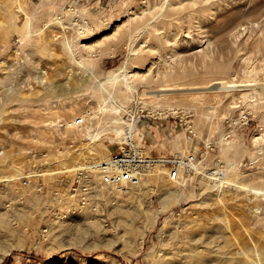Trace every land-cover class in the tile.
Masks as SVG:
<instances>
[{"label":"rangeland","instance_id":"1","mask_svg":"<svg viewBox=\"0 0 264 264\" xmlns=\"http://www.w3.org/2000/svg\"><path fill=\"white\" fill-rule=\"evenodd\" d=\"M143 5L146 0H0V264H164L166 257L176 259V264H264L261 194L231 186L208 191L199 173H194L195 183L182 187L168 181L164 166L146 174L140 185H129L127 191L120 189L126 185L105 184L92 167L81 168L88 171L87 181L92 185L89 203L83 204L77 194H71L70 187L81 169H66L77 163L88 165L105 160L119 152L122 139L108 132L112 126L109 118L101 122L95 118L93 130L107 128L101 134L108 148L98 142L94 144L95 153H91L86 148L87 138L72 133L70 127L55 124L59 120H55L56 110L67 118L81 116L89 106H96L98 111V99L106 92L95 90L96 84L110 69L126 61L132 68L131 39L139 37L135 49L141 52L147 33H152L154 43L162 48L166 46L161 40L162 30H169L172 25L180 34L186 33L183 19L191 13L190 7L170 9L166 14L173 19L164 13L144 32L143 20L132 18ZM211 6L219 9V15L207 25L221 52L215 53V65L208 62L204 67L192 48L182 46L188 69L193 72L185 82H205L218 74L248 84V89L228 92L217 103L208 92L204 100L193 99V93H189L161 96L155 102L130 101L129 112L121 110V116L125 120L134 114L149 116L141 117L138 124V140L145 137L141 143L147 154L204 151L201 141L211 137L218 147L207 151L203 168L212 169L217 159L227 165L233 162L236 167L229 171V177L249 186L264 187V138L255 140L264 136V0H210L205 8L199 7V13H209ZM26 16L31 19L32 35L23 40ZM245 26L250 41L237 52L228 35ZM84 27L86 32L79 39ZM41 28H46L42 34ZM118 28L120 31L112 34ZM62 35L73 41L78 39L76 60L91 57L97 64L89 81L96 88L84 94V89L75 91L77 94L66 90L70 97L61 101L55 97L58 94L38 80L46 75L48 83L55 82V92L60 94L59 83L68 66L73 62L77 68V62L70 60L60 42ZM80 42L95 45L89 51ZM257 47L261 48L260 54L255 52ZM249 50L254 51L252 55ZM150 56L158 58L156 52ZM136 61L137 70L146 71L149 67L147 54ZM253 64L255 76H248L245 70ZM168 67L160 62L153 74L143 80L156 89L168 81L162 74L156 75V69L164 71ZM128 93L134 96L133 92ZM233 93L237 97L245 93L237 106L231 104ZM243 110L251 112L250 122L242 127L229 125ZM190 126L196 136L188 132ZM228 133L231 136L223 140ZM173 188L183 192L181 199L158 211L159 191ZM139 217L150 224L147 231L140 226Z\"/></svg>","mask_w":264,"mask_h":264},{"label":"bare ground","instance_id":"2","mask_svg":"<svg viewBox=\"0 0 264 264\" xmlns=\"http://www.w3.org/2000/svg\"><path fill=\"white\" fill-rule=\"evenodd\" d=\"M209 1L210 0H159V1H157V0H146V5H143L139 9H136L132 15L133 19L143 20L141 23L145 24L144 25L145 26L144 32H146V30L153 25V21L155 19L159 18V16L163 15L164 13L165 14L168 13V11L170 9L172 11H174V10L185 9L187 7H190L191 13L188 12L189 15L187 16V18L183 19L185 21L183 27H184V31L186 33L184 35L180 34V32L178 30H176L175 28H173L172 25L170 26L169 30H162L161 32H162L163 36H162L161 40L166 45L164 48H162L160 44L154 43L155 39H154L152 33H147L145 35V37H146L145 44H143V46H142L143 49H141L142 50L141 52H136V49H135V44L138 41L139 37L131 39L132 46L130 48V57L129 58L134 59L133 63H132V68L128 67V62L126 61L125 63H123L119 67L110 69L107 72V74L104 76V78H102V79L100 78L98 80V83L96 84L98 86L97 88H96V85L89 84L90 79L92 78V76H94V70L96 67L95 65L97 63L94 64L95 60L94 61L91 60L92 59L91 57H90V59L82 57L80 60H76L74 55H75L77 43L75 41H78V39L73 41L71 38H69L68 35H62L61 36L62 38L60 37L61 38L60 42L62 43L63 47L69 52L70 60L77 62V64H78L77 68L79 71L77 70V68H75V65H73V62L71 65L68 66V70L66 71L65 77L62 79L61 84L59 83V85L61 86L60 89H62V93H60V94L55 92L56 91L55 82L48 83L46 75H42L41 79L39 78L38 81L41 82L42 85L44 84L46 87H48L49 90H51V92L58 94L55 97H58V100H61V101L63 99L66 100L65 98L68 99V96L70 93H69V91H66V90H74V92L77 91V93H78V91H80V92L83 91L80 89H84L85 92L82 93V94H84L87 92V90L89 91L90 88H94V89L96 88L95 90L98 89L100 92H101V90L103 92H106V95L103 93L99 97L98 109H97L98 111L95 110L96 106L95 107L89 106L87 109H85L86 111L83 112V114L80 116V117H83L85 119V122H87L86 120L88 119L89 123L87 125L85 123L83 126H79V127L75 126L73 121L78 116H76V117L70 116L71 118L70 117L69 118L64 117V115L61 114L62 112H60L59 109L56 110V113H55V115H56L55 120L59 119L57 121V123L55 122V124L59 127L61 121H63V118L67 119L66 123H67V127H70L69 130H71L72 133H75V134L80 133L85 138H87L88 144H87L86 148L89 149L91 153H95L94 144H97L98 142L103 143L101 132H103V134H105V131L107 129V128H104V129H99L97 131L93 130V124H94L93 122H94L95 118H97L98 122H101L106 117L109 118L112 121V123H111L112 126H110V128H109L110 130L108 132H110L114 137L122 139L121 141L127 140V141L131 142V140L133 141L136 138H138V135L141 132L138 129H136L135 120H133L132 118L125 120L124 116H121V110L129 112V108L131 107L130 101L136 100L138 102L140 99H142V100L144 99L146 101H147V99H149L148 101L155 102V99H157L161 96L164 97V96H172L173 94H189V93H193V95H192L193 99L204 100L205 99L204 96L208 92V93H212V96L215 97V102L217 103L220 100H222L228 92H232V91L237 90V89L244 90V91L247 90L248 84H245L242 82L238 83V82H235L233 80L227 79L225 77H220L218 74L216 77L212 76L213 78H210L209 80H207L205 82H185V80L190 76V72L192 74H193V72L188 69L187 59L184 58L185 54H183V52L181 51L182 46L192 48L194 50L192 52L195 55H199L200 61L202 62L204 67L208 65V62H210V63L213 62V64L215 65V56H216L215 53L217 51L221 52V50H219L218 44L213 40V36L211 35L209 27L207 25L208 21L210 22V20L217 19L218 15H219V9L215 6H211L209 13H203V14L199 13V7L205 8L203 6L206 5V3ZM148 15H151L153 18L152 17L149 18ZM166 15H169V14H166ZM166 15L163 17H167ZM170 16L171 15H169L168 18L173 19V17H170ZM26 17H28V19L26 21L23 19L25 22H24V24L22 23L23 24V30H22L23 34L21 33L22 34L21 37L23 40L27 37L29 38V36L32 35L31 19L29 16H26ZM54 21H55V19H54ZM184 21H182V22H184ZM55 22H61V21H60V19H57ZM169 24H172V22H170ZM19 26H20V24H19ZM256 26L259 27V29H261V31H263L259 22H256ZM47 28H49V27L47 26ZM45 29L41 28L39 30V33L42 34L45 31ZM84 29L85 30L79 32V34H80L78 37L79 39L83 38L82 36L86 32L85 27H84ZM156 29L160 30L159 27H156ZM87 30H88V28H87ZM119 31H120V28H118L112 34L115 35ZM248 31H249V29L245 26L243 28H240V29L235 30V31H231L229 33L228 37L230 39V42H231L232 46L237 48V52L241 51L242 46H243V44H245V42L250 41L248 39V37L246 36ZM158 36L159 35H157V37ZM80 37H82V38H80ZM45 44L47 45V42ZM80 45L82 47L88 48L87 50L91 49V51H92V48L94 47L95 44L93 42H91V43L80 42ZM41 50H43V49H41ZM154 52H156L158 54L157 59H151L152 57L150 55L153 54ZM253 52L254 51L249 50V55H252ZM255 52L257 54H260L261 48L257 47V49H255ZM145 54H147L148 57L150 58L149 67L146 68L147 69L146 71L137 70L138 65H136V64H138V62L136 60L144 59ZM128 60H130V59H128ZM162 61L165 63V65H167L169 67L166 68L164 71H160L159 69L158 70L156 69V75L162 74L163 77L168 78V81H167V83H165V84H163V85H161L155 89V88H152L150 86V84H148V82L143 80V79L150 77L153 74V72L155 71V67L158 64H160V62H162ZM178 62H179V64H178ZM188 62H190L192 64V63H194V60L188 58ZM263 62H264V58H263ZM209 70L212 71L211 68H209ZM193 71H195V68H193ZM255 71H256V66H254V64L245 70V72L248 73V76H255ZM80 74H81V77L77 78V76ZM204 75H208V74L204 73ZM138 78H140V79H138ZM136 80H137V82H136ZM30 89L31 88L29 87L28 90H30ZM130 91H131V93L132 92L134 93V96L136 94V98H134V96L132 94L130 95V93H128ZM77 93L75 92V94H77ZM27 95L28 94H26V96ZM72 95H73V93H72ZM121 95H123V96H121ZM242 96H245V93ZM242 96L237 97V94L233 93L231 104H233L234 106H237L238 100ZM51 97H53V96H51ZM140 97H142V98H140ZM27 99H28V97H27ZM47 101L49 102L51 100H47ZM64 102L65 101H63V103ZM49 103H52V102H49ZM55 103H60V102L57 101ZM65 107H66V105H65ZM63 110H65V109H63ZM155 110L156 109H154V111ZM66 111L68 112L69 110H66ZM66 111H65V114H68V113H66ZM71 113H73V112H71ZM99 113H100V115H99ZM114 113H116V114L114 115ZM71 115H73V114H71ZM52 122H54V121H52ZM123 123H126L127 126L125 125V127H124ZM128 123H129V125H128ZM48 127H50V126H48ZM58 127H57V129H58ZM83 127H85V128L83 129ZM191 127L192 126L187 127V128H191ZM211 127H212V125H211ZM193 130H194V128H193ZM186 132H187V129H186ZM47 133H48V130H47ZM50 134H51V132L48 134V136ZM46 136H47V134H46ZM263 138H264V136L259 135V136L255 137V140H260ZM223 140H226L225 137L223 138ZM176 143L178 144L179 141L177 140ZM84 144H86V143H84ZM82 146H84V145H82ZM105 147L108 148L107 145H105ZM78 149L79 148H77V150ZM59 150H60V148H59ZM59 150H58V152H59ZM78 153H80L81 156H84V155H82L83 153H81V152H78ZM85 153H88V152H85ZM179 153L180 152H177V154H179ZM181 153L183 154L186 152L183 151ZM76 154H77V152H76ZM88 155H90V154L88 153L87 156ZM68 157L69 156L67 155V158ZM77 157H79V156H77ZM67 158H65V159H67ZM80 158H83V157H80ZM105 160H103V161H105ZM100 162H102V161H100ZM202 165H203V162L202 163L199 162L196 165L194 173L201 174V179L202 180L204 179V181L206 182V184L204 185V187H205L204 189L211 191L212 188H214V187H217L218 189H222L224 187L231 186L233 189H236V190L250 191V192L258 194V195L261 194V196L264 198V187H262V186L258 187V186H253V185L249 186V183L248 184H246L244 182L240 183L237 181V179H232L231 177H229V175H230L229 171L236 167V165L233 162L228 163V165L226 164V169L220 168L217 173L210 172L208 168L207 169L203 168ZM85 167H93V166L77 163L75 167H71V168H68L66 170H74V169L76 170V169H81V168H85ZM38 174L43 175V173H41V172ZM194 176H196V175H194ZM202 176L205 178H203ZM93 178H96V177H93ZM235 178H237V175ZM211 183H213V185ZM181 185H182V187H184L185 184L182 183ZM130 188L131 187L128 185V186H123L120 189H125L127 191V190H130ZM152 189H155V188H152ZM162 189H164V188H162ZM159 193H160V200H159V205L157 207L158 211L166 209L172 202L179 201L183 195V192H177L174 188L171 191H168V189L167 190H161V191H159ZM256 208L259 212H261L260 211L261 209H259V206ZM138 221H139L140 226L143 227L144 231H147L149 229L150 224L145 219H142L139 217ZM69 227H70V225H68L66 228L68 229ZM163 261H164V264H176L177 263L176 259L167 258V257L164 258Z\"/></svg>","mask_w":264,"mask_h":264},{"label":"built area","instance_id":"3","mask_svg":"<svg viewBox=\"0 0 264 264\" xmlns=\"http://www.w3.org/2000/svg\"><path fill=\"white\" fill-rule=\"evenodd\" d=\"M144 112V111H143ZM251 112L243 110L240 112V115L232 119L233 122L229 125H235V127H242L247 125L252 119L250 116ZM135 120V127L138 128L139 122L142 118H148L146 114H142L138 117L137 114L130 116ZM73 123L75 126H83L86 122L83 117L78 116L74 119ZM150 125V124H149ZM61 128H66L67 123L61 121ZM188 132L193 133L196 136V133L193 129L188 128ZM231 133L226 134L225 139L229 138ZM145 137H142L140 140L136 138L135 140L121 141L119 146V152L112 154L105 161L94 162L88 165L93 166L91 169L97 170L102 176V180L107 185H130L137 186L140 185L146 174L150 171L155 170L158 166H164L167 171V179L169 182L180 185V184H191L195 183L194 171L196 165L199 162H206V156L208 150H214L217 145V141L211 139H203L201 142L204 143L206 149L204 151L191 149L186 153L172 154V155H157L153 156L146 153V148L142 145V141ZM192 141L191 143H193ZM226 169V163L217 159L213 164V167L210 169V172L217 173L218 170ZM218 176V175H217ZM88 171L81 169L80 175L75 179L73 185L70 187L72 195L77 194L80 198V202L83 204L89 203L90 195L92 192V185L87 181Z\"/></svg>","mask_w":264,"mask_h":264},{"label":"crops","instance_id":"4","mask_svg":"<svg viewBox=\"0 0 264 264\" xmlns=\"http://www.w3.org/2000/svg\"><path fill=\"white\" fill-rule=\"evenodd\" d=\"M153 132V131H152Z\"/></svg>","mask_w":264,"mask_h":264}]
</instances>
